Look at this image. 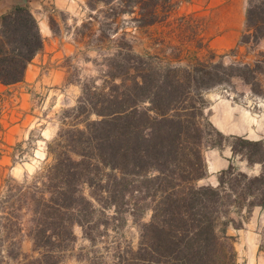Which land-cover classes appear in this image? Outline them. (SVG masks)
I'll list each match as a JSON object with an SVG mask.
<instances>
[{"label":"trees","instance_id":"obj_1","mask_svg":"<svg viewBox=\"0 0 264 264\" xmlns=\"http://www.w3.org/2000/svg\"><path fill=\"white\" fill-rule=\"evenodd\" d=\"M181 1H87L91 13L81 28L90 35L84 44L110 51L100 64L105 70L99 80L82 83L77 105L64 112L48 145L52 161L31 179L3 184L0 257L66 264L78 226L90 244L80 254L82 264H238L228 231L243 229L254 210L264 208V141L221 133L206 112L205 94L239 78L262 95L256 85L264 54L253 66L216 63L214 56L164 66L137 54L124 24L136 31L154 26ZM54 24L51 18L55 33ZM263 39L264 0H248L241 43ZM43 49L29 6L2 15L0 84L22 82ZM224 147L249 168L261 165V173L250 175L230 162L217 185L200 186L208 175L205 152ZM128 217L138 226L137 246L118 237ZM24 233L33 243L30 255L22 252Z\"/></svg>","mask_w":264,"mask_h":264},{"label":"rangeland","instance_id":"obj_2","mask_svg":"<svg viewBox=\"0 0 264 264\" xmlns=\"http://www.w3.org/2000/svg\"><path fill=\"white\" fill-rule=\"evenodd\" d=\"M100 9H103L102 6ZM175 10L165 21L139 31L133 29L132 23L124 24L128 27L127 37L132 40L137 54L153 56L156 63L164 66L169 63L184 66L194 59L206 61L213 56L214 62L225 65L253 66L258 60H262L264 41L261 40L258 44L241 43L246 28L232 47L219 46V43L224 42L220 38L224 28L210 23V12L214 9L193 7L185 2ZM90 13L86 2L73 13L61 12L57 19L52 18L55 21V33L44 40L43 53L40 52L27 69L28 86L23 87L15 99L16 127L5 139L4 136L0 138V192L6 180L31 179L45 164L52 161L47 160L48 145L57 138L61 130L64 112L77 105L83 82L101 78L105 68L100 64L103 55L110 51L88 48L84 44V41H88L90 32L81 26L88 21ZM122 19L129 22L130 18ZM120 25L122 28L123 23ZM97 28L98 26L95 27ZM100 35L101 33H97L96 37ZM257 77L256 88L263 92L262 95L254 93L250 85L236 78L229 85L206 92L205 98L209 106L207 96L214 92L232 93L235 99L244 100L242 91L244 87H248L252 98L260 100L251 99L252 105L256 106L264 100V74ZM231 161L243 171H250L240 157H232ZM259 211V208L254 210L243 229L230 228L228 231L229 235L235 237L238 264H264V220ZM149 220L148 212L143 221ZM74 232L77 241L66 255V264H82L80 254L90 246L80 227L76 226ZM118 237L123 243L137 246L139 230L131 217H128V222L120 229ZM32 250V240L24 233L22 252L30 255ZM1 255L0 264H19L7 258L6 253Z\"/></svg>","mask_w":264,"mask_h":264},{"label":"crops","instance_id":"obj_3","mask_svg":"<svg viewBox=\"0 0 264 264\" xmlns=\"http://www.w3.org/2000/svg\"><path fill=\"white\" fill-rule=\"evenodd\" d=\"M86 2L87 0H0V17L14 6H29L38 21L40 32L45 40L54 34L50 25L51 18L57 19L58 13L61 12L73 13ZM185 2L193 7L214 9L210 12L212 17L210 23L222 25L224 28L220 37L224 42L219 43V46L232 47L234 41L239 39L242 31L246 28L248 0H182L181 4ZM38 56L39 54L36 58ZM27 74L28 70L25 79L17 84L8 86L0 84V138L4 136L5 139L16 127L14 121L15 99L19 91L28 86ZM242 92L244 100H237L232 93L228 92L208 94L210 106L207 113L209 119L214 127L225 135L243 136L252 141L264 140V100L262 99L254 106L251 99L256 101L258 99L252 98L250 88L244 87ZM205 159L208 175L199 183L215 186L218 184V174L227 169L232 162V151L230 147H225L222 150L210 149L205 152ZM261 171L262 166L255 165L250 168L248 174L259 175ZM259 210V214L262 212L264 220V208L260 207Z\"/></svg>","mask_w":264,"mask_h":264}]
</instances>
